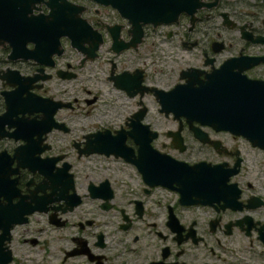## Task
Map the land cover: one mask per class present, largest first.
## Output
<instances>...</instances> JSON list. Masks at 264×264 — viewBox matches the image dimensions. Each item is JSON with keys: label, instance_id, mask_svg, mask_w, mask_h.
I'll return each instance as SVG.
<instances>
[{"label": "flooded vegetation", "instance_id": "1", "mask_svg": "<svg viewBox=\"0 0 264 264\" xmlns=\"http://www.w3.org/2000/svg\"><path fill=\"white\" fill-rule=\"evenodd\" d=\"M144 1L0 0V264L31 262L44 225L51 264H264V0H150L169 18L156 24L137 18ZM88 65L81 98L104 97L101 114L59 144ZM178 84L226 89L230 110L208 124L158 104L148 119L145 96ZM140 142L165 154L152 168L211 167L205 201L147 182Z\"/></svg>", "mask_w": 264, "mask_h": 264}, {"label": "water", "instance_id": "2", "mask_svg": "<svg viewBox=\"0 0 264 264\" xmlns=\"http://www.w3.org/2000/svg\"><path fill=\"white\" fill-rule=\"evenodd\" d=\"M144 3L143 9L148 10L149 14L144 16L139 15L137 17L139 20L144 22L147 19H152L154 24L169 20L165 15H150V0H145ZM128 19H130L129 16ZM179 86L180 84L169 91L152 88L154 97L160 105V110L164 112L171 111L175 116L181 113L187 114L188 112V115L196 116L208 124L216 121L217 115L220 113H227L230 110V96L227 94L226 89L219 91L217 88L210 86L202 88L203 90L195 91L193 94L185 95L180 91ZM238 99L240 98L236 97V100ZM235 104L239 105L240 103L236 101ZM183 106H188L189 108L185 109ZM117 145L114 141H107L103 144V146H110L114 150L121 151V146ZM138 154V157L134 161L147 182L156 181L170 186L173 181L178 185L180 196L184 201H205L211 188V167H205L204 171L201 172L197 171L194 167L184 165L169 158L171 162L164 161L167 163L165 166L159 165L156 168H152L150 167V160L160 161L158 160V155L165 154L148 147L143 142L139 143ZM31 210V208H27L24 213Z\"/></svg>", "mask_w": 264, "mask_h": 264}, {"label": "rangeland", "instance_id": "3", "mask_svg": "<svg viewBox=\"0 0 264 264\" xmlns=\"http://www.w3.org/2000/svg\"><path fill=\"white\" fill-rule=\"evenodd\" d=\"M149 50H147V48L144 49V54L148 53ZM145 60V61H144ZM143 61V63H142ZM138 63L144 67L145 72L147 73V77H150V70H152V68H157V63H151L150 64V57H145V58H140ZM107 64L103 63L101 65V72L100 75L103 76L104 72H105V68H106ZM89 65L83 66L82 68H80L77 71V75L75 77V84L73 86V88L75 89L74 93H72L73 95H75L76 100L74 102H72V105L74 106V110L76 112L75 116H76V122L74 128L71 131V134L66 136L63 139H60L59 144H63L66 142L67 137L72 136V135H78L83 129H87V128H91L93 125L92 122H87L83 125V129H81L78 125V122H80V119L83 118V116H86L85 113L83 111L88 110V114L91 116H94L96 114H101V110L98 109L102 106V100L104 99V97H97V99L86 105L84 104L85 102L82 100V96L83 95H87L85 93V91L83 90L84 86H87V80H86V75L88 73V68ZM92 69H96L95 65L91 66ZM161 79H164V77L161 76ZM70 99V98H69ZM127 99H124V101H126ZM128 101H130V99H128ZM126 101V102H128ZM145 102L146 104L149 106V111H148V119H150L151 117H155L156 116V109H155V105H158V103L156 102V100L152 101L150 100L149 96H145ZM154 114V115H153ZM120 117L115 116L114 119H119ZM103 120H107L106 119H102ZM93 121V120H92ZM118 122V120L116 121ZM69 232H73L74 231V227H70V229L68 230ZM119 236V233L117 234ZM54 236V232L51 231V229H49L46 225H44V230L42 232V240H44V242L42 241V243L40 245H38L37 249H33L32 250V255L30 256L29 259H32L31 262H27L26 264H51L52 260H50L51 257V253L54 252V248H56V245L53 246V242H52V237ZM110 237H115L116 235H109ZM130 236L128 235V233L125 235L124 238H129Z\"/></svg>", "mask_w": 264, "mask_h": 264}]
</instances>
